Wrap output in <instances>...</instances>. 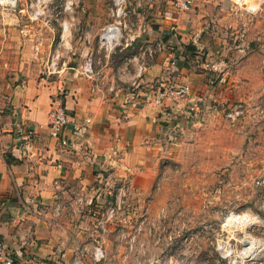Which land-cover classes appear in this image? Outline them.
<instances>
[{
  "label": "crops",
  "instance_id": "crops-1",
  "mask_svg": "<svg viewBox=\"0 0 264 264\" xmlns=\"http://www.w3.org/2000/svg\"><path fill=\"white\" fill-rule=\"evenodd\" d=\"M190 1V8L180 13L170 12L168 6L153 30L139 18L138 27L149 39L142 33L136 38L135 44L141 41L137 47L157 38L179 47L170 68L175 84L187 91L178 101L166 99L161 106L144 94L168 79L165 65L170 55L156 54L142 76L136 77V64L128 58L137 47L130 51L133 44L121 45L94 63L95 81L79 73L91 40L112 20L109 0H76L80 8L64 18L67 31L49 46L33 45L30 34L20 38L12 66L19 76L12 79L18 82L6 106H0V232L15 264H72L75 256L85 262V248L91 252L92 243L78 237L79 229L71 226L68 216L82 211L78 202L83 200L92 203L89 208H98L94 203H101L97 195L101 172L111 167L116 175L129 176L139 185L151 182L175 130L199 123V116L217 103H231L241 96L249 100L264 88V32L236 29L243 12L235 0ZM7 14L15 22L17 12ZM249 16L257 21L259 13ZM74 18L76 22L70 21ZM55 50L57 68L47 74L48 58ZM56 95L68 116L61 134L69 142L65 146L50 137L47 126ZM192 105L197 106L195 112L189 110ZM17 125L34 131L27 151ZM96 225L100 226L97 221ZM27 229H32L34 240L23 250L18 235Z\"/></svg>",
  "mask_w": 264,
  "mask_h": 264
},
{
  "label": "rangeland",
  "instance_id": "rangeland-1",
  "mask_svg": "<svg viewBox=\"0 0 264 264\" xmlns=\"http://www.w3.org/2000/svg\"><path fill=\"white\" fill-rule=\"evenodd\" d=\"M27 1L0 4L1 108L6 106V98L18 82L12 79L19 77L12 66L22 38L30 34L33 45L49 46L61 34V20L69 19L80 8L72 0L71 10L63 12L60 4L67 0H55L57 18L51 5L43 9L40 18L33 19L25 10L19 11ZM109 1L112 7L113 0ZM124 1L127 15L123 19L132 31L139 29L140 16L149 31L153 30L172 2ZM236 7L243 12L238 16L237 30L264 32V2L254 12L246 5ZM7 13L17 16L15 22ZM257 13V21L249 16ZM75 19L70 21L76 22ZM246 26L252 27L243 29ZM104 28L91 40L85 54L94 63L102 62L104 53L121 46L99 39ZM142 36L149 39L146 33ZM242 97L231 103H217L207 114L199 116V123L175 130L168 151L158 162L156 176L147 184L132 181L131 189L121 194L122 209L104 228L91 217V205L85 200L78 202L82 211L68 216L71 226L79 229L81 240L93 247L98 243L105 251L104 258L96 261L85 248L87 258L83 257L82 264H264V88L256 90L249 100ZM231 104L245 108L243 115L233 121L222 111ZM113 199L107 195L101 203L94 204L103 212ZM247 242L256 247L252 257L243 251Z\"/></svg>",
  "mask_w": 264,
  "mask_h": 264
},
{
  "label": "built area",
  "instance_id": "built-area-1",
  "mask_svg": "<svg viewBox=\"0 0 264 264\" xmlns=\"http://www.w3.org/2000/svg\"><path fill=\"white\" fill-rule=\"evenodd\" d=\"M17 0H0V4L15 5ZM55 0H29L26 2L24 9L30 18L37 19L42 16L43 9L46 6H51L56 11L54 17L57 18V4ZM124 0H113V6L111 7V18L112 21L104 28L99 39L102 40L105 44L117 45L120 44L124 47H130L136 41V38L141 36L145 29L140 26L137 31H132L130 26L126 24L123 19L127 15L125 8H123ZM264 0H235L234 4L236 6L246 5L247 8L254 12L259 9ZM190 0H172L171 7L176 13L184 12L190 8ZM73 5L72 0H67L61 6L62 11H70ZM122 19V20H121ZM57 20V19H55ZM118 28V35L115 37H102V34L107 32L110 28ZM61 35L65 34L68 29L67 22L61 20ZM176 26H172L171 30L175 31ZM124 31V33L122 32ZM139 30V31H138ZM35 52L38 48L35 47ZM179 47L176 43L172 41H166L162 38H157L151 41L142 42L136 49L135 54L128 58V61L135 62V76L141 77L143 72L146 70L149 59H152L156 54L164 53L170 55V58H166L165 67L168 70V79L158 87H150L145 90V97L147 100L151 101L156 106H161L163 101L169 99L170 101H178L187 91L186 87L177 86L174 81L173 74L171 73V66L175 64L176 55L175 52ZM59 60V53L55 50L49 55L46 73L50 74L55 72ZM79 73L87 80L95 81L96 74L94 71V61L90 55H84L82 64L79 66ZM196 105H192L189 110L192 112L196 111ZM225 116L230 120H235L241 117L245 111V108L242 104L229 105L226 109L222 108ZM68 122V116L65 112L64 105L62 103V98L59 95L52 97L50 103V109L47 114V126L49 129V135L51 138L56 139L59 146H65L69 142L67 139L61 138L62 129ZM86 123H89V120H86ZM17 132L19 137L23 142V148L27 151V147L30 145L31 139L33 137L34 131L29 126L17 125ZM116 155V152H114ZM98 182L101 183L102 189L97 194L99 200L106 197L107 195H112L114 197L112 203H105V209L103 212H99L97 207L90 208L89 212L92 218H94L100 225L103 227L106 223L119 213L122 209L124 200L122 199L121 194H125L131 189L132 180L129 176H118L115 174L113 168H106L101 175L98 177ZM101 202V201H100ZM90 205H92L90 203ZM19 237V246L21 249L26 250L29 248V245L33 242V231L32 229H27L21 231L18 235ZM91 256L94 260L99 261L105 256V251L101 245L97 244L93 247L91 251ZM0 264H15L14 255L11 250L8 248L1 232H0ZM72 264H82V260L79 256H75Z\"/></svg>",
  "mask_w": 264,
  "mask_h": 264
},
{
  "label": "bare ground",
  "instance_id": "bare-ground-1",
  "mask_svg": "<svg viewBox=\"0 0 264 264\" xmlns=\"http://www.w3.org/2000/svg\"><path fill=\"white\" fill-rule=\"evenodd\" d=\"M118 35V28L116 27H112L110 28L107 32H105L104 34H102V37H106V36H109V37H115ZM111 43H113V41H111ZM109 43V44H111ZM243 251L246 253V255L248 257H252L254 254H255V251H256V247L254 245H252V243H246L243 247ZM250 264H254V263H250Z\"/></svg>",
  "mask_w": 264,
  "mask_h": 264
}]
</instances>
